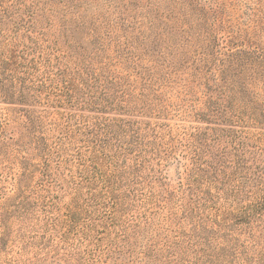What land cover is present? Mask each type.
Masks as SVG:
<instances>
[{
  "label": "rangeland",
  "instance_id": "obj_1",
  "mask_svg": "<svg viewBox=\"0 0 264 264\" xmlns=\"http://www.w3.org/2000/svg\"><path fill=\"white\" fill-rule=\"evenodd\" d=\"M8 50L70 103L0 84V264H264V0H0Z\"/></svg>",
  "mask_w": 264,
  "mask_h": 264
},
{
  "label": "trees",
  "instance_id": "obj_2",
  "mask_svg": "<svg viewBox=\"0 0 264 264\" xmlns=\"http://www.w3.org/2000/svg\"><path fill=\"white\" fill-rule=\"evenodd\" d=\"M12 54L13 52L9 50L6 53L3 52L0 54V84L3 81H6L10 83V85H14V83L19 81L21 88L24 91H27V93H29V90H32V86H34V88H36V92H41V95H43L42 97L40 96V98H38L39 103H42L41 100H45V104L47 105V107L62 108L64 105L70 103V98L61 95L62 90L60 89L59 84H53L54 79L50 77L51 75L44 76L43 80L39 81L37 85L31 83V80H29L31 74L28 72V75H25L24 72L23 76H18L17 66ZM1 86L2 85H0L1 99L10 100L14 95L11 92H7L6 90L5 92H3L1 90ZM66 95L68 96L67 93ZM53 96L58 98L51 100V97ZM27 98L28 94H25L24 96L22 94L17 101H25ZM246 118L253 125H264V113H261L260 117V114L254 108L246 110ZM118 126L113 127H115V129L120 128ZM116 131L117 129L114 132ZM59 133H61V137L59 138L60 144H62L64 140H67L68 146L76 147L74 155L77 169L80 175L79 181L89 186L91 175L102 177L101 172L99 173L98 171H100L102 162H104L103 159L105 158V155L103 153L104 148L102 147H104L106 143L99 142L98 140H96V138H93L91 140H79V143H77L75 135L76 131L68 126L59 128ZM100 144H102V146ZM100 147L102 150H99Z\"/></svg>",
  "mask_w": 264,
  "mask_h": 264
}]
</instances>
